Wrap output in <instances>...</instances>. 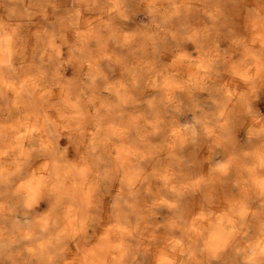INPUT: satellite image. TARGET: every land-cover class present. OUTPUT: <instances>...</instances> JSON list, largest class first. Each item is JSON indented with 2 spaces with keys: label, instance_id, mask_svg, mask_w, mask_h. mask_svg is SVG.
Returning <instances> with one entry per match:
<instances>
[{
  "label": "clouds",
  "instance_id": "9594fccd",
  "mask_svg": "<svg viewBox=\"0 0 264 264\" xmlns=\"http://www.w3.org/2000/svg\"><path fill=\"white\" fill-rule=\"evenodd\" d=\"M0 264H264V0H0Z\"/></svg>",
  "mask_w": 264,
  "mask_h": 264
}]
</instances>
